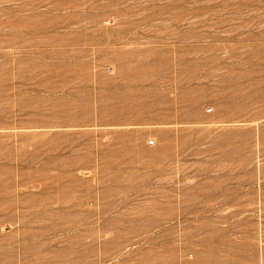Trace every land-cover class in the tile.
<instances>
[{
  "label": "rangeland",
  "instance_id": "374dc122",
  "mask_svg": "<svg viewBox=\"0 0 264 264\" xmlns=\"http://www.w3.org/2000/svg\"><path fill=\"white\" fill-rule=\"evenodd\" d=\"M0 264H264V0H0Z\"/></svg>",
  "mask_w": 264,
  "mask_h": 264
},
{
  "label": "built area",
  "instance_id": "2783aa9c",
  "mask_svg": "<svg viewBox=\"0 0 264 264\" xmlns=\"http://www.w3.org/2000/svg\"><path fill=\"white\" fill-rule=\"evenodd\" d=\"M148 143L153 144V139H149Z\"/></svg>",
  "mask_w": 264,
  "mask_h": 264
}]
</instances>
